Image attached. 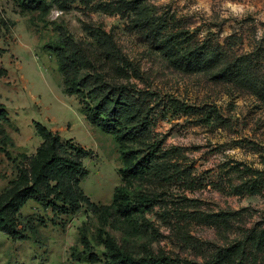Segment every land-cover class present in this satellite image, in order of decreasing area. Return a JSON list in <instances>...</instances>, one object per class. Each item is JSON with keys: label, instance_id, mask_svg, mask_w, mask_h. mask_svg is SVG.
Instances as JSON below:
<instances>
[{"label": "rangeland", "instance_id": "1", "mask_svg": "<svg viewBox=\"0 0 264 264\" xmlns=\"http://www.w3.org/2000/svg\"><path fill=\"white\" fill-rule=\"evenodd\" d=\"M41 1L0 0V69H6L0 76L6 111L0 130L7 135L0 192L15 180L21 155L34 154L42 140L34 121L89 150L80 187L91 202L111 204L121 184L114 136L86 119L77 95L64 92L55 52L63 34L99 58L89 56L82 73L93 64L108 85L130 90L141 116L148 114V139L163 152L167 178L152 171L130 185V199L137 192L153 194L130 219L113 208L101 218L103 209L95 213L86 204L62 211L27 201L17 218L26 238L0 232V264H103L104 232L134 255L264 264V100L211 71L170 65L134 26L133 13L117 8L121 0ZM146 3L195 43L246 55L264 84V0ZM133 146L145 148L140 140Z\"/></svg>", "mask_w": 264, "mask_h": 264}, {"label": "trees", "instance_id": "2", "mask_svg": "<svg viewBox=\"0 0 264 264\" xmlns=\"http://www.w3.org/2000/svg\"><path fill=\"white\" fill-rule=\"evenodd\" d=\"M31 1L37 3V6L43 4L41 0ZM117 6L133 13L134 26L143 33L146 41L164 52L173 67L183 71H211L214 78L247 87L264 100L263 79L254 72L246 55H228L211 43H195L187 31L171 29L164 19L150 10L146 0H121ZM62 36L63 43L55 47V52L58 55L64 92L67 95H77L83 104L86 119L101 131L114 136L122 160L119 169L121 184L115 187L111 204L97 206L91 202L80 187V181L87 174L82 158L89 150L71 139L63 140L57 132L34 121V128L42 140L34 154L21 155L23 163L17 168L15 180L0 192V232L13 238H26L25 233L18 228L17 218L21 207L29 200L62 211L66 208L77 211L82 204H86L95 213L103 209L99 213L101 218L113 208L121 216L130 219L133 211L145 207L153 199V194L143 192L134 193L130 199V185L152 171L159 178H167L163 174V152H160L155 142H149L148 139V114L141 116L130 90L125 85H108L103 71L93 64L82 73L83 63L89 62V56L92 59V53L80 47L70 36ZM93 59L99 61L96 56ZM5 74L6 69L1 68L0 76ZM86 86L88 91L84 88ZM3 119H6V111L0 105V120ZM0 135L2 152L5 151L7 135L3 129L0 130ZM136 140L145 145L143 151L134 148ZM81 242L90 250L85 236H82ZM102 244L103 264H200L172 259L163 254L134 255L105 232ZM90 258L97 259L92 254ZM218 260L215 257L203 264H217Z\"/></svg>", "mask_w": 264, "mask_h": 264}]
</instances>
